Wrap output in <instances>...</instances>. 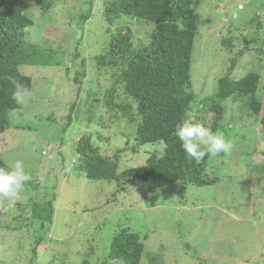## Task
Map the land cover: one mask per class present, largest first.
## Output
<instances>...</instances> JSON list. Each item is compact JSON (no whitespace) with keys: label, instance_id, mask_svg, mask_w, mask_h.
<instances>
[{"label":"rangeland","instance_id":"obj_1","mask_svg":"<svg viewBox=\"0 0 264 264\" xmlns=\"http://www.w3.org/2000/svg\"><path fill=\"white\" fill-rule=\"evenodd\" d=\"M103 3L61 0L45 14L35 4L27 11L31 23L24 37L39 52L20 69L32 77L33 87L16 96L19 107L8 113L9 128L0 132V157L6 168L22 160L32 180L15 201L0 200V264H82L86 254L98 264L121 227L147 235L142 264H264V131L241 99L224 102L217 132L233 148L209 159L212 185L174 183L150 194L138 184L115 196L113 182L78 172L76 145L86 131L102 155L113 160L118 151L122 167L144 164L153 149L130 150L136 117L129 114L135 110L121 109L129 100L119 85L116 105L106 102L118 71L99 68L94 60L111 34ZM193 6L199 18L191 80L198 97L214 93L229 58L245 50L232 75L259 72L263 99L264 0H194ZM119 22L131 28L134 48L149 42L151 23L122 16L114 27ZM226 37L232 38V52L222 43ZM255 145L254 155L241 156L244 146ZM48 200L54 208L49 224L33 218V202L44 207ZM37 242L34 262L30 250Z\"/></svg>","mask_w":264,"mask_h":264},{"label":"trees","instance_id":"obj_2","mask_svg":"<svg viewBox=\"0 0 264 264\" xmlns=\"http://www.w3.org/2000/svg\"><path fill=\"white\" fill-rule=\"evenodd\" d=\"M103 1L104 21L111 34L105 41L104 50L94 56V60L99 68L118 71L114 89L106 93V102L116 105L113 93L116 89L120 90L119 85L129 100L121 109L125 113L135 110L134 114H129L136 117L132 135L134 146L130 150L136 153L143 145H152L153 149L146 152L144 164L122 167L118 151L113 160L102 155L92 143V134L86 131L76 145L78 172L89 180L113 182L115 196L138 184H142L150 194L174 183L180 184L181 188L188 184L197 187L214 184L216 179H210L207 173L211 157L205 156L200 163L187 158L174 135L175 127L183 120H190L210 126L213 132H217L225 116L224 102L233 98L241 99L243 108L257 118L258 126L264 131V98L258 97L260 73L250 71L240 78L233 76L232 69L245 50L234 53L229 58L227 73L218 79L215 92L199 98L191 80L199 18L193 6L194 0ZM59 2L61 0H0V132L9 128L8 113L19 107L12 81L23 85L26 89L24 93L30 92L33 87L32 77L20 69L22 65L30 64L39 52V48L24 37L25 28L31 23L27 11L35 4L45 14ZM122 16L153 25L146 45L134 48L131 28L125 25L118 27L120 22L114 27ZM230 41L231 37L222 39L228 51L232 52ZM81 62L84 65L85 60L82 58ZM85 73V69L77 70L74 82L78 83L81 79L77 76H84ZM74 107L75 103L71 109ZM192 113L198 114L196 119L192 118ZM208 113L211 114L208 118L210 123L206 122ZM70 116L71 113L68 124L72 122ZM245 151L254 155L256 145L244 146L241 156ZM0 167L6 168L1 157ZM44 204L41 207L33 202V218L49 224L54 212L53 203L48 200ZM146 238V234L140 235L129 227L117 229L107 253L97 261L98 264H142ZM38 244L40 242L30 250V259L34 262L38 258ZM89 259L88 254L84 255L82 264H93Z\"/></svg>","mask_w":264,"mask_h":264},{"label":"clouds","instance_id":"obj_3","mask_svg":"<svg viewBox=\"0 0 264 264\" xmlns=\"http://www.w3.org/2000/svg\"><path fill=\"white\" fill-rule=\"evenodd\" d=\"M15 96L24 94L26 89L15 80L12 81ZM174 135L180 141L186 157L200 163L205 156L216 157L221 153L227 155L233 148V142L223 133L213 132L210 126L183 120L175 127ZM32 176L25 171L22 160L14 161L9 167H0V200L15 201Z\"/></svg>","mask_w":264,"mask_h":264}]
</instances>
